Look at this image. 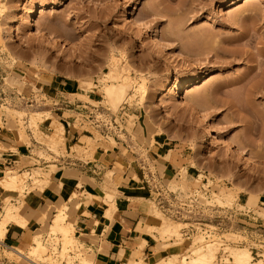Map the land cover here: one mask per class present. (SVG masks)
Masks as SVG:
<instances>
[{
  "label": "rangeland",
  "instance_id": "obj_1",
  "mask_svg": "<svg viewBox=\"0 0 264 264\" xmlns=\"http://www.w3.org/2000/svg\"><path fill=\"white\" fill-rule=\"evenodd\" d=\"M35 7L39 13L36 22H33L30 20V13ZM252 7H256L255 18L249 15ZM0 9V76L4 81L3 87L9 89L14 87L27 94L28 90H32L37 99V105L32 107L10 103L0 107V121L4 117L5 130H17V132L25 134L29 142L31 140L28 135L29 131L34 139L38 136L39 139L36 140L38 142L40 140V144L36 143L31 150V154L34 156H36V150L40 152L39 162L32 157L23 165L29 166V168L20 171L16 167L6 168L0 173V178L5 176L9 170L22 174L23 178H20L22 180L19 183L18 191L12 192L13 195H16L12 196V203L21 206L24 194L33 190L36 181L34 171L43 175L41 160L51 161L59 156L68 155L86 160L96 145L108 140L114 144L111 140L112 137L130 145L136 159L143 160L150 170L154 171L153 163L149 162L145 156V147L151 138L157 135L159 138H166L167 141L172 142V145H176L178 159H180L178 163L174 164V174L169 179H164L165 184L171 189L179 185L182 189L185 186L200 188L203 183L209 186L208 197H206L208 201H203L209 206L202 210L206 217L202 221L209 225L203 228L206 231L209 229V232L200 230L201 226L195 224V218L190 214L192 207L185 205L184 201H169L167 204H173L172 208H169L172 211L170 213L165 208L167 204L162 207L156 205L152 194L143 196L142 198L149 206V214L155 218L152 226L154 228L152 232L155 234L151 236L155 240V247L160 248L159 246H161L157 257L150 263L158 261L162 257L167 258L175 255L176 264H179L181 259L186 257L189 260L193 256V248L202 243L207 244L212 240L220 241L212 264L222 263L229 258L223 247L225 243L232 248L249 249L254 261L264 255V143L261 146L257 145L262 124L258 120H254V115L249 110L252 103V106L261 109L264 115V95L246 96L245 90L251 85V82L243 86L228 85L222 87L218 93L216 92L217 94H211L213 85L223 84L221 81L226 82L227 78L230 80L232 77L240 75L249 64L246 63V60L238 61L237 58L228 67H225L214 64L212 54L208 55L207 59L204 55L210 43L204 41L207 36L214 37L221 43L226 37H232L227 40H235L237 35L239 36V33L246 29L245 27L255 30L257 37L261 34L264 35V0H0ZM240 14L245 17H239ZM132 18H136L144 24L146 32L142 28L136 27ZM233 19L237 21L233 23ZM153 35H156L163 45L161 50L154 48ZM99 36L103 37L102 42L99 41ZM255 41L258 40L255 39ZM255 41L249 47L252 51L255 50V46L259 47L260 45ZM109 43L115 47L113 55L117 59L115 61L119 73L123 74L131 85L124 100H121L116 106L109 103L102 91L103 81L101 78L110 69V54L107 51ZM172 43L178 46L177 50L186 57V60L178 59L175 56ZM55 44H57L56 47ZM235 45H229L227 48L230 50L240 48ZM235 52H239L238 49ZM36 54L41 57L37 60L38 62L41 60L39 63L36 61ZM33 61H36L37 64ZM205 71L208 72V75L199 88L185 86L182 100H177L172 96V88L178 81L197 79L202 77ZM56 78L73 80L78 84L79 81L90 82V85L82 89L92 90L97 95L96 101L91 102L95 109L93 111L95 118L110 124L113 116L120 130L101 133L91 125L92 122L78 117L75 124L81 125L90 134L85 137L84 141L86 138H91V141L83 143L84 150L78 154L79 156L75 155L72 149L67 153L65 122L57 118L59 113L53 110L55 108L53 100H50L45 94L47 90L43 86L45 81ZM140 80L144 81L140 83ZM138 84H144L145 92L137 91ZM202 94L206 98L202 101H206L201 102L200 99L199 101L203 105L199 102V105L195 104L196 110H192L190 107L194 103L193 98ZM68 98L73 100L74 96L68 95ZM235 98L238 99L237 102L239 100L244 104L246 100L249 102H246V105L239 104L244 107L241 114H237L234 108H229L226 104L231 99L230 103H235ZM203 109L210 112L207 117L212 123L215 133L221 138H229L234 145L246 144L245 149L251 154L253 162L238 159L231 153L229 154L220 142L204 137L201 120ZM41 110L49 111V114H45L48 119H44V114L40 113L44 119L41 122L46 121L53 132H62L56 133L61 138L63 137L62 139L58 138L60 140H57L56 151L53 148L51 152L47 149L48 146L45 147L46 137L37 129L41 122H37V125L35 123L36 126L30 124L29 116H33L35 112ZM15 111L21 113L16 114ZM249 129L252 131L251 142L245 137V132ZM53 132L52 135H49L53 136ZM9 133L10 136L14 132L10 131ZM58 136L53 137L57 138ZM43 140L45 143H42ZM4 150V146L0 144V151ZM41 154L43 155L41 156ZM33 164H38L39 168L34 170ZM234 187L237 191L232 192L238 193L237 197L232 199L234 201L225 203L221 198L223 204L214 201L213 191H226L228 188L233 190ZM72 196L76 198L77 195L76 193L71 194L69 202L57 204L46 215L42 214L44 217L42 227L36 229L27 245L18 246L19 249L27 252L30 250V244L35 241L40 242L45 247L41 257L45 258V262L41 259L39 264H60L56 258L57 255H53L50 247L41 240L43 234L58 230L54 228V224L49 226L53 210H61L62 217L58 223L61 228L66 227L64 226L66 222L70 224L68 226L66 223L69 229L62 228L68 235H63L59 230L54 233H60L64 247L66 245L75 246L78 250L77 240H72L69 244L70 237L74 234L71 229ZM19 203L21 204L18 205ZM242 206L253 212L254 216L250 214V218L246 219L243 217L228 218V208H242ZM24 208L25 205L18 212L27 221V216L23 214ZM183 211L185 212L181 216ZM217 216L220 217L219 220L214 219ZM255 219L262 225L261 227H257L253 223ZM216 221H219L220 226H217L218 222ZM177 222L180 223L178 235L160 234L164 225L178 224ZM102 231L103 229L100 232ZM227 234L236 235L228 241ZM186 235L189 239L186 238ZM62 236H65V239ZM194 239L196 242H192ZM252 248H256L257 256ZM2 255L9 261L26 264L24 260L14 254L7 253L0 246V257ZM86 256H90L89 264H93V255L86 253L83 249L78 250L77 253L73 252L71 256L67 257V260L69 262L77 260L82 264V258ZM141 257L142 254L140 257L133 256L135 260H139Z\"/></svg>",
  "mask_w": 264,
  "mask_h": 264
},
{
  "label": "crops",
  "instance_id": "obj_2",
  "mask_svg": "<svg viewBox=\"0 0 264 264\" xmlns=\"http://www.w3.org/2000/svg\"><path fill=\"white\" fill-rule=\"evenodd\" d=\"M44 83L45 94L53 100V110L59 113L57 118L65 122V147L68 153L73 144H82L85 137L90 135L75 123L78 117L94 114L91 102L96 101L97 95L92 90L82 89L73 80L56 78ZM68 95L74 96L73 100H69ZM37 129L43 135L53 132L46 121L39 123ZM10 131L14 132L10 135L13 138L9 136ZM28 135L31 145L18 141L17 130H5L4 124L0 128V144L5 148L0 151V173L6 168L27 169L29 166L23 165L32 157L39 162V157L31 154L36 142L30 131ZM112 139L114 144L108 140L96 145L86 160L70 156L41 160L47 184L41 190L24 194L23 214L27 216V225L21 228L13 223L8 224L1 248L27 245L36 229L42 227V214L46 215L57 204L69 202V196L76 193V198H72L73 206L70 205L73 236L86 253L93 255V264H124L125 256L141 240H145L141 261L145 264L154 261L157 257L154 251L156 243L147 233V228L153 226L155 218L149 214V206L142 198L148 195V191L141 186L140 160L136 159L131 146L125 141ZM175 146L166 138L154 135L145 147L146 158L163 179H169L174 174V164L180 161ZM166 154L167 160L164 159ZM32 166L39 168L38 164ZM105 194L115 197V210L109 216ZM7 196L16 195L0 187V213ZM54 213L55 210L51 214ZM103 217L109 219H104L105 227L99 232Z\"/></svg>",
  "mask_w": 264,
  "mask_h": 264
},
{
  "label": "bare ground",
  "instance_id": "obj_3",
  "mask_svg": "<svg viewBox=\"0 0 264 264\" xmlns=\"http://www.w3.org/2000/svg\"><path fill=\"white\" fill-rule=\"evenodd\" d=\"M0 11H1V9H0ZM250 12L251 13L249 15L252 16L253 18H255L256 17V14H257L256 13V7H252L250 9ZM38 13L39 12L37 11V8L35 7L31 11V13H30V20L33 21V22H36V18H37ZM240 15H239V17H245V15H243V16L242 15L240 16ZM132 21H133V24L136 27L142 28L144 30V32H146V26L144 24H142L138 19L132 18ZM235 21H237V20L233 19L232 22L234 23ZM252 26H253V22H252ZM245 28H244L245 29L244 31L242 30L239 33L240 34L239 36L237 35V39H235V40H232V39L227 40L228 38H232V37H226L225 40L221 43L220 40H216L214 37L213 38H211V37L209 38L207 36V37L204 38V41H207V43L210 42L209 45L212 43L211 46L208 45L209 48L208 49L206 48V50H205V54H204L205 55V58L207 59L208 58V55L212 54L211 56L213 57V60H214L213 63L214 64L228 67L237 58H238L237 59L238 61L239 60L240 61L241 60L242 61L243 60H246V63L249 64L248 66H246L247 69L244 70L243 73H240V75L238 74V76L236 75V77L234 76V78L233 77L232 78L229 77L231 79L228 80V78H227L226 79L227 80L226 82L221 81L223 84L220 83V84L215 85V86L213 85L214 87L213 86L211 87V89H212L211 92H213L211 94H213V95H215L216 92L218 93V91H220V89L222 87H225V86L227 87L228 85H233V84H235V85L236 84L237 85L239 84V86L240 85L243 86V85H247L246 83H249L250 84V82H251V85L248 84L249 85L248 88L246 86L245 89L246 88L247 89L246 90L243 89V90H245L246 96H250L252 94L253 95L254 94L264 95V35L261 34V35H258V37H257L256 36L257 35V32L255 30H253V29H250L249 30L247 27H245ZM153 36H154V38L152 39V43H153L154 48L161 50L163 45L160 43V41L158 40V38L156 37V35H153ZM98 38H99V41L102 42L103 37L102 36H99ZM233 39H234V37H233ZM255 39H257L258 41L256 42ZM12 40H13V37H12ZM243 40H244V42H243ZM253 41H255V43H257V44L258 43L260 44L259 47L258 46L256 47L254 45L255 46V50L254 51H252V50L249 49V47H251ZM207 43H206V45H207ZM235 43L240 48H236V49L234 48V49L236 51L238 49L239 52H235L234 49L230 50L229 48H227V46L232 45V44L235 45ZM171 45L173 47L175 56L178 57V59L186 60V57L180 51L177 50L178 46L175 43H172ZM54 46L56 47L57 44H55ZM114 50H115V47L112 45V43H109L108 48H107V51L110 54V56H109V59H110V63H109L110 64V67L109 68L110 69L101 78L102 81H103V85H102L103 86L102 87L103 94L105 95V97H107L109 103L112 106H116L117 103H119L121 100H124V98L127 95L126 92L128 91V89L131 86L129 84V82L126 80V78H124L125 76H123V74L119 73V71H118L117 63H116L117 59H115V56L113 55V51ZM39 56H40L39 54H38V56L36 54V57H37L36 61L38 60V58L41 59V57H39ZM229 57H231V58L228 59ZM36 61H33V62H36ZM37 62H36V64H37ZM124 68H126V67L124 66ZM127 72L129 73V71H127ZM203 74L204 75L202 77H198L197 79H194V80L182 79L181 81H178L174 85V87L172 88V93H171L172 96L175 99H177V100H182L183 88L185 86H187V87H190L191 86L194 89L195 88H199L201 86V83L203 84V82H205L204 80L206 79V77L208 75V72L205 71ZM142 79H143V77H142ZM142 81H144V80H140V83H142ZM89 83L90 82L86 83L85 81H79V86L81 88H85V86L90 85ZM132 85H133V83H132ZM138 85H139V87L137 86V88H138L137 91L138 92L140 91L139 93L145 92L146 89L144 88V84L143 85L142 84H138ZM133 89H134V87L132 88V90ZM168 92H169V90H168ZM166 95H167V93H166ZM202 95L204 96V98H203ZM202 95L199 96V97H197L198 96L197 95V96H195V98H193L194 100L192 99L193 102H194L192 104V106L190 107V108H192V110H196L195 104L198 103L197 105H199V102L200 101L201 102L206 101V100L202 101L203 99H206L205 98V95L204 94H202ZM77 96L80 97L82 95H78L77 94ZM241 97L243 98V96H241ZM237 98H239V97H237ZM242 98L241 99L239 98V99L242 100ZM245 99H246V97H245ZM237 100H236V98L234 99V102L235 103H230L232 101V99H231L230 102L228 100L227 101L228 103L226 101L225 102L229 106V108H234V110L237 112V114H239V113L241 114L242 110H244L243 109L244 107H242L241 105L244 104V103H241L242 101H240V100L238 101L239 102L238 103ZM201 102H200V104H201ZM246 102H248V101L246 100L244 105H246ZM143 103H145V102L143 101ZM226 104H225V106H226ZM239 104H241V105H239ZM201 105H203V104H201ZM250 106H249V110L254 115V120H258L262 124L261 129H260V133H259L260 139H259V143L257 144V145L261 146L264 143V124H263L264 115H263V112L261 111V109L257 108L254 105L252 106V103L250 104ZM17 111H15V112H17ZM18 112L16 114H20L21 113V112L20 113H18ZM48 112H49L48 110H41L40 112H35L33 116H29L30 117V120H29L30 121V124H33L34 126H36L37 125V122H41L44 119H48V116L46 117V115H47ZM40 113H43L44 114V119H42V116L43 115L41 116ZM209 113H208V111L206 109H203L202 110V114L203 115L201 117V120L203 122V130H202V132H203L204 137L206 139H213V140H216V141L220 142V144H222V146L226 149V151L229 152V154L231 153L232 155L236 156L238 159L245 160L247 162L248 161L253 162L254 159L251 157V154H249L248 151L245 149L246 148V144H243V145H240V144L234 145L233 142L229 138H221L218 134L215 133V131L213 130V127H212V123L210 122V120L207 117V115ZM30 115H32V114H30ZM92 115H94V114H91V116ZM81 118H83L84 120H87L88 122H92L91 120L88 119V116H86V117H82L81 116ZM35 123H36V125H35ZM4 125H6V122L4 123ZM61 130H63V129H61ZM119 130H120V128H119ZM251 130L253 131V128ZM251 130L249 129V131H246L245 132V137L250 142L252 141V138L250 137V136H252V131ZM118 131H116V132H118ZM59 132H61V131H58V132L54 131L53 132L54 133L53 136H58V135H56V133H59ZM50 135H52V134H50ZM50 135L44 134L43 136L46 137V139H45L46 141L43 140V142L42 141L41 142L42 143H45L46 142L45 147L48 146L47 149L48 150H51V152H52V149L53 148L56 151V148L55 147H56V144H57V140L59 141L60 139H58V138H61V136L59 135L57 138H55V137L50 136ZM37 138L39 139L38 136L36 137V139ZM250 138H251V140H250ZM36 139H34V141L36 143L40 144L39 143L40 140L38 142L37 141L38 139L37 140ZM111 140L114 143L113 139H111ZM18 141L23 142V143H25L27 145H29V143H30L29 140L25 137V134H22V133H19V132H18ZM90 141H91V138H86V140L83 141V143L84 142H90ZM83 143L82 144H75V145L73 144V147L71 149L74 150L73 153L75 152V155H78L79 153L82 152V150H84L83 149L84 148L83 147ZM61 144L63 145V143H61ZM59 145H60V143H59ZM59 145H58V148H59ZM61 147L63 149V146H61ZM63 151H65V150H63ZM35 154H36L37 157L40 156V152L37 151V150H36V153ZM42 155L43 154H41V156ZM167 157L168 156L166 154L165 157H164V159L167 160ZM141 161H143V160H141ZM193 166H191V167H193ZM36 169H34V170H36ZM34 174L36 175L34 177V179L36 181L34 182L35 187L33 188V190H41L47 184V178H46V176L41 175L38 171H34ZM110 174H111V172H110ZM21 175L22 174L21 173H18V172L15 173V172H13L11 170L7 171L5 173V176H2L0 178V186H1V188L4 191H8V192H16V191H18L19 183L22 180V179L20 180V178H23ZM38 175H40V176H38ZM30 178H33V177L30 176ZM142 178H143V175H142ZM203 185H204V187H207L205 183H203ZM231 188L230 189L228 188V190H226V191H223V190H218V192L213 191L212 197H213L214 201H218L220 204L221 203L223 204L224 202H222V200H221V199H223L225 201V203H229L235 196L237 197V194L238 193L235 192L236 193L235 194L234 192H232V191L236 190V188L234 187L235 189H233V190H231ZM178 189L180 190V192H179ZM173 191L182 200L188 199V197L189 196H193V194L194 195H197L198 194L200 196V198H201L200 199V202L203 205H206L203 202L204 200H206V197H203V196L200 195V193H199V187L198 188L197 187L196 188H193V187L185 186L182 189V187H180V185H179V186L174 187L173 188ZM148 195H150V194L148 193ZM11 200H12V197H10V196H7L3 200V203H4L3 210L0 213V246L2 245V240H3L4 236H5L6 227H7L8 224L13 223V224H15V225H17V226H19L21 228H25L26 225H27V221L18 212L19 209L21 207H23L24 203L21 206H17L14 203H12ZM101 200H103V199H101ZM105 200H106V203L105 204L107 205L106 208L108 210L107 216H109L110 212H113L115 210V197L113 195H110V194H105ZM206 201H208V200H206ZM232 201H234V200H232ZM20 204L21 203H19L18 205H20ZM170 204H167L165 206V208H166V210L170 211V213H171L172 211L169 208H172L171 206H173V204L172 203H170ZM59 207L61 208V206H59ZM62 211H63V209H62ZM173 214H176V213H173ZM61 217H62L61 210L60 209L55 210V213H54V215L52 217V220H51L49 226L51 227L52 226L51 224H54V228L55 229H58L64 235L66 233H65V230L62 229V228H68L67 225L69 226L70 224L68 222H66V223H68L66 225V223L64 222L65 223L64 226H66V227H62L61 228V225L58 224L59 221L61 220ZM106 218L109 219V217H103V219L100 220L101 226L99 227V232L105 227L104 219H106ZM185 224H187V223H185ZM179 225H180V223H178V224L164 225L163 228L160 231L161 232L160 234H162V235H170V236L171 235H178V226ZM56 227H59V228H56ZM54 228H53V230H54ZM71 229H73V228H71ZM58 230H56V231H58ZM153 230H154V228H152V226L151 227H148L147 228V233L154 236L155 233L153 234V232H152ZM200 230H203V231L207 232L203 227H200ZM56 231H54V232H56ZM70 233H72V232H70ZM66 235H68V234H66ZM208 235H210V234H208ZM235 235L236 234H234V235L233 234H227L226 238L229 241L230 239H233V236L235 237ZM65 236H62V237H64V239H65ZM69 237H68V239H69ZM186 238H187V236H186ZM72 240L73 241L76 240L73 235L70 237L69 244H70V242H72ZM192 242H196V240L194 239ZM66 243L68 244V241ZM202 244H200L199 246H197V247H195V248L192 249V255L193 256L190 257L189 260H187V258L185 257V258H183V259H181L179 261V264H212V262H214V260H215L214 258H215V254L217 252V249L220 246V241L219 240H212V241L207 242V244L206 243H202ZM144 245H145V240H141L140 243L136 246V248L132 252L128 253L125 256V259L126 260H125V263L124 264H145V263H143L141 261V259L138 258L139 260H135L133 258V256L140 257V255L142 254ZM67 246H70V245H66L65 247H67ZM159 247L160 248H158V246L154 248L155 253H158V250L161 249V246H159ZM223 247H224L225 252L228 253V257L229 258L226 259V260H224L222 263L221 262L220 263L218 262L217 264H264V255H261V257L259 259H257L256 261H254V260H252V256L250 254V251L247 248H243V247L242 248H232L227 243H225ZM29 249H30L29 251L26 250L27 252H25V251H23L22 249H19L16 246H13V247H10V248L8 246V249H4V250L7 253H11V254H14V255L18 256L20 259L24 260L26 262V264H32V263L39 264V261L42 259L41 257L43 256V252L45 251V247L40 242L35 241V242H33L32 244L29 245ZM81 249H83V248L80 247V250ZM80 258H78V259H80ZM44 259H42V260L45 262ZM90 261H91L90 256H86V257L82 258V261L81 262H82V264H89ZM77 262H78V264H80L79 261H77ZM149 264H176V257H175V255H173L172 257H167V258H163L162 257V258H159L158 261H155V262L149 263Z\"/></svg>",
  "mask_w": 264,
  "mask_h": 264
},
{
  "label": "built area",
  "instance_id": "obj_4",
  "mask_svg": "<svg viewBox=\"0 0 264 264\" xmlns=\"http://www.w3.org/2000/svg\"><path fill=\"white\" fill-rule=\"evenodd\" d=\"M3 86H4V81L3 78L0 76V107L4 105H9V103L13 105H21L26 107H32L37 105V99L33 95L34 92H32V90H28L29 93L27 94L22 90L15 89L14 87L9 89ZM7 99H9L10 101H6ZM88 119L92 121V125L94 126V128L100 131L101 133H105L108 131L112 132L113 130L118 131L120 128L113 117H111L110 124L102 120H97L95 118V115L91 116V114L88 116ZM4 123H5V119L4 117H2L0 121V128L3 126ZM139 169L141 170L143 175V181L141 182V186L145 188L150 195L152 194L154 196V202L156 203L157 206L162 207L163 205L167 204L169 201H177V202L184 201L185 205H188V207L189 206L192 207V211L190 212V214L195 218L194 220L196 221L195 224H199L201 227L209 226L208 224L202 221L203 219L206 218L202 210L206 206L208 207L209 205H203L200 202L201 198L198 194L197 195L193 194V196H189L188 199L182 200L176 195V193L173 191V189L170 188V186L164 183V179L155 170L152 171L149 169L148 165L145 162L143 161L139 162ZM208 188L209 186L207 187H204V185L200 186L199 188L200 195L203 197H208V192H209ZM244 207L245 206H242V208H237V207L228 208L227 209L229 214L228 218L243 217L244 219H246L249 217L250 214L254 216L253 212H250V210L245 209ZM184 212L185 211L181 213V216H183ZM256 218H258V216H256ZM214 219L219 220L220 217L217 216ZM216 222H218L217 226H220L219 221ZM253 223H255L257 227L262 226L261 224H259L257 219H255ZM207 231H209V229H207ZM187 239H189L188 236ZM41 240L43 243H46L48 247H50L51 253L53 255H57L56 258L58 259L60 264H78L77 261L69 262L67 260V257L71 256L73 252L77 253L78 250H80L79 249L80 246L78 247V250L75 246H67L64 248L63 242L61 240V236L54 232H48L44 234ZM252 250H255L254 254L257 256L256 248H252ZM61 253H63L62 256ZM0 264H17V262L13 260L9 261L5 256H3L0 257Z\"/></svg>",
  "mask_w": 264,
  "mask_h": 264
}]
</instances>
